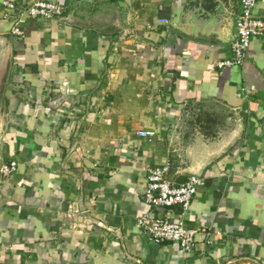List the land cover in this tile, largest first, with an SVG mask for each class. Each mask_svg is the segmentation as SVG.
<instances>
[{
	"label": "crops",
	"instance_id": "1",
	"mask_svg": "<svg viewBox=\"0 0 264 264\" xmlns=\"http://www.w3.org/2000/svg\"><path fill=\"white\" fill-rule=\"evenodd\" d=\"M6 1H12L8 8ZM57 5L46 17L30 10ZM239 0H0V264H264V36ZM255 14L264 19V0ZM21 30L12 33V27ZM154 132L150 139L145 132ZM205 179L193 248L137 224L147 171Z\"/></svg>",
	"mask_w": 264,
	"mask_h": 264
},
{
	"label": "built area",
	"instance_id": "2",
	"mask_svg": "<svg viewBox=\"0 0 264 264\" xmlns=\"http://www.w3.org/2000/svg\"><path fill=\"white\" fill-rule=\"evenodd\" d=\"M256 3L257 0H239L240 10L235 19L234 35L230 43L231 54L217 62L216 66L219 69L243 65L251 39L264 36V19L255 14ZM5 4L8 8H13L12 1H6ZM30 12L33 15L52 17L60 12V8L54 4L38 2ZM11 31L16 36L21 34V30L16 26L12 27ZM144 134L149 135L151 139L154 132L148 131ZM16 170L17 162L14 159L0 161V189L5 180ZM168 171V163L148 169L143 199L152 208L180 206L181 216L152 217L146 212L137 218V224L153 242H173L182 251L188 252L194 246L197 231L186 225L184 214L195 193L204 186L205 179L201 174L194 173L177 183L166 177Z\"/></svg>",
	"mask_w": 264,
	"mask_h": 264
}]
</instances>
